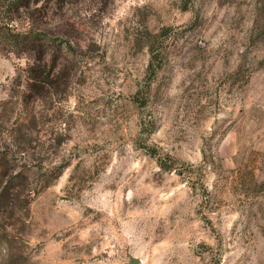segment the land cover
<instances>
[{
  "label": "rangeland",
  "instance_id": "1",
  "mask_svg": "<svg viewBox=\"0 0 264 264\" xmlns=\"http://www.w3.org/2000/svg\"><path fill=\"white\" fill-rule=\"evenodd\" d=\"M7 7L0 264H264V0Z\"/></svg>",
  "mask_w": 264,
  "mask_h": 264
},
{
  "label": "trees",
  "instance_id": "2",
  "mask_svg": "<svg viewBox=\"0 0 264 264\" xmlns=\"http://www.w3.org/2000/svg\"><path fill=\"white\" fill-rule=\"evenodd\" d=\"M7 8L14 12L18 11L20 8H25V9H30L31 8V0H7ZM75 26H68V31L65 34V43L66 47L69 50H74L75 47H78L81 45V42L79 39H77L78 36L74 34L75 32ZM6 40L10 41L12 44L15 46H18L19 43L23 44L25 47L28 48V51H42V55H40L37 59L40 62H46V54H47V47L50 45V39L48 38V35L44 34H38L35 32H26L24 34L22 33H17L12 36H8L6 34H2V31L0 29V42ZM45 51V52H44ZM57 58L54 59V62L52 64V67L49 70H46V72L42 70H33L34 74L33 77H35V80H40V78H43L44 81L49 80L52 72L57 68ZM53 69V71H51ZM51 71V72H50ZM45 73V74H44ZM35 83V82H33ZM35 85V84H32ZM35 87V86H33ZM35 89V88H33ZM36 91H38V87H36Z\"/></svg>",
  "mask_w": 264,
  "mask_h": 264
},
{
  "label": "water",
  "instance_id": "3",
  "mask_svg": "<svg viewBox=\"0 0 264 264\" xmlns=\"http://www.w3.org/2000/svg\"><path fill=\"white\" fill-rule=\"evenodd\" d=\"M129 255V257L131 258V260H130V264H138V263H140L141 262V260H140V258H138V257H135V256H133L132 254H128Z\"/></svg>",
  "mask_w": 264,
  "mask_h": 264
}]
</instances>
